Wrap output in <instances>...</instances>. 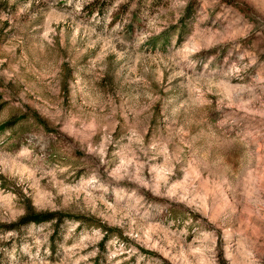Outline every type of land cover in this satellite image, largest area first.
I'll list each match as a JSON object with an SVG mask.
<instances>
[{"label":"rangeland","instance_id":"rangeland-1","mask_svg":"<svg viewBox=\"0 0 264 264\" xmlns=\"http://www.w3.org/2000/svg\"><path fill=\"white\" fill-rule=\"evenodd\" d=\"M0 264H264V0H0Z\"/></svg>","mask_w":264,"mask_h":264},{"label":"trees","instance_id":"trees-1","mask_svg":"<svg viewBox=\"0 0 264 264\" xmlns=\"http://www.w3.org/2000/svg\"><path fill=\"white\" fill-rule=\"evenodd\" d=\"M57 220L55 227H58L63 221L61 217L54 215L53 213H36L31 205L25 207L24 214L13 224L6 227V231L18 232L22 228L29 227L30 225L49 222L51 220Z\"/></svg>","mask_w":264,"mask_h":264}]
</instances>
